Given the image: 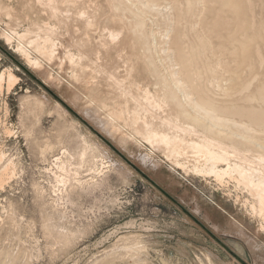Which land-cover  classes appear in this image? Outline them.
I'll use <instances>...</instances> for the list:
<instances>
[{"label":"rangeland","instance_id":"rangeland-1","mask_svg":"<svg viewBox=\"0 0 264 264\" xmlns=\"http://www.w3.org/2000/svg\"><path fill=\"white\" fill-rule=\"evenodd\" d=\"M199 1L180 24L186 45H194L197 31L210 35L215 47L221 44L208 61L210 67L220 61L217 74L197 66L202 86L227 100L218 98L223 92L216 85L225 87L234 70L241 83L254 78L252 91L262 86L264 0H235L234 12L229 0ZM98 3L101 25L92 42L101 48V62L110 63L116 53L106 54L103 31L113 23L104 20L110 14L106 0ZM43 11L35 0H0V75L6 74L0 82V264H264V233L245 206L248 194L233 181L223 186L176 169L135 136L127 116L110 115V122L130 132V140L112 134L98 113H119L126 105L98 88L105 80L88 92L75 82L66 68L64 30L56 62L35 49L43 26L55 24ZM161 24L158 17L155 34L163 42ZM143 41L128 44L118 60L126 83L152 82ZM132 44L137 59L131 68ZM8 71L18 77L15 85L7 82ZM126 102L134 107L129 97Z\"/></svg>","mask_w":264,"mask_h":264},{"label":"bare ground","instance_id":"bare-ground-1","mask_svg":"<svg viewBox=\"0 0 264 264\" xmlns=\"http://www.w3.org/2000/svg\"><path fill=\"white\" fill-rule=\"evenodd\" d=\"M35 1L55 22L54 27L46 23L40 28L44 36L41 41H33L35 49L52 62L57 61L60 58L59 49L65 43L61 37V30H64L67 36L63 37L69 44L68 48L75 47L78 51L74 55L67 48L65 54L68 61L66 68L73 71L75 82L88 92L90 86L100 85L105 80L104 87L100 85L98 88H102L111 100L116 99L119 105H126L119 113L110 109L106 114L98 113L107 125L106 128L122 141L130 140V132L123 133L115 123L110 122V115L121 121L127 116L126 123L123 122L134 128L135 136L161 151L176 169L195 178H214L223 186L233 181L236 188L242 189L251 199L243 201L245 206H249L252 216L261 222L260 231L264 233V84L252 91L254 78L241 83L238 81L239 70H234L228 71L225 87L216 85L223 92L218 98L224 96L227 100L216 99L214 93L202 86L197 76V66L202 65L207 75L217 74L220 61L216 67H210L208 61L216 57L221 44L218 42V47H215L210 35L197 31L193 32L194 45L189 48L186 45L187 36L180 28V24L186 20L187 15L193 13L195 5L200 1L185 0L180 5L179 0H106L110 14H105L104 20H110L113 26L109 28L104 25L103 32H107L109 42L103 44V48L107 55L110 49L116 53L110 63L101 62V48L92 42L101 25L98 0ZM234 2L229 0L231 12H234ZM162 4L164 9H161ZM158 17H162L163 42L155 34ZM143 37L146 48L145 72L152 82L140 85V80L136 85L129 84L126 83L128 80L124 81V74L120 75L122 68L118 60L123 58V52L127 53L128 44L136 39L142 41ZM135 45L132 46L133 55L128 58L131 68L135 67L133 59H137ZM259 68L258 65V73L262 70ZM222 72L219 73L224 80L223 77L227 76H223L226 72ZM5 75H0L1 83ZM7 80L12 86L17 83L18 77L8 71ZM151 85L154 92L150 90ZM127 97L133 102V108L127 106Z\"/></svg>","mask_w":264,"mask_h":264},{"label":"flooded vegetation","instance_id":"flooded-vegetation-1","mask_svg":"<svg viewBox=\"0 0 264 264\" xmlns=\"http://www.w3.org/2000/svg\"><path fill=\"white\" fill-rule=\"evenodd\" d=\"M197 219V218H196ZM197 222H199L200 223V221L197 219Z\"/></svg>","mask_w":264,"mask_h":264},{"label":"water","instance_id":"water-1","mask_svg":"<svg viewBox=\"0 0 264 264\" xmlns=\"http://www.w3.org/2000/svg\"><path fill=\"white\" fill-rule=\"evenodd\" d=\"M212 236H214V235H212Z\"/></svg>","mask_w":264,"mask_h":264}]
</instances>
